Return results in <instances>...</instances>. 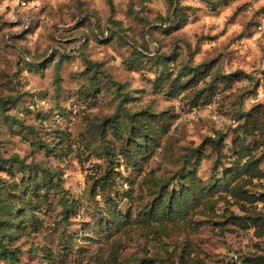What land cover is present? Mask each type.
Instances as JSON below:
<instances>
[{
	"label": "rangeland",
	"instance_id": "rangeland-1",
	"mask_svg": "<svg viewBox=\"0 0 264 264\" xmlns=\"http://www.w3.org/2000/svg\"><path fill=\"white\" fill-rule=\"evenodd\" d=\"M112 2L0 0V264H264V0Z\"/></svg>",
	"mask_w": 264,
	"mask_h": 264
},
{
	"label": "trees",
	"instance_id": "trees-1",
	"mask_svg": "<svg viewBox=\"0 0 264 264\" xmlns=\"http://www.w3.org/2000/svg\"><path fill=\"white\" fill-rule=\"evenodd\" d=\"M108 1V4H109V7H110V11L113 12V2L112 0H107ZM85 62L86 64H88V66H91L92 65V62H90L89 59H85ZM96 80V76L94 75L93 76V81ZM19 249L18 248H13V249H10L8 251V255H9V262L8 264H19V257H18V253H19Z\"/></svg>",
	"mask_w": 264,
	"mask_h": 264
},
{
	"label": "clouds",
	"instance_id": "clouds-1",
	"mask_svg": "<svg viewBox=\"0 0 264 264\" xmlns=\"http://www.w3.org/2000/svg\"><path fill=\"white\" fill-rule=\"evenodd\" d=\"M6 2H7V0H6ZM16 2H17V0H12L13 7L15 6ZM0 12H3V6H0ZM9 18L15 19V17L11 16V14H9Z\"/></svg>",
	"mask_w": 264,
	"mask_h": 264
},
{
	"label": "built area",
	"instance_id": "built-area-1",
	"mask_svg": "<svg viewBox=\"0 0 264 264\" xmlns=\"http://www.w3.org/2000/svg\"><path fill=\"white\" fill-rule=\"evenodd\" d=\"M256 27H257V29H261L262 28V24L259 23V24H257Z\"/></svg>",
	"mask_w": 264,
	"mask_h": 264
}]
</instances>
